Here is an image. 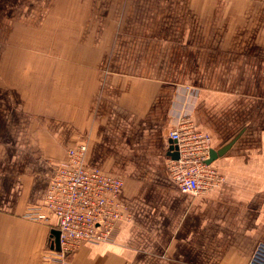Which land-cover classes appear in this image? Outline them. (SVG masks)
<instances>
[{
	"label": "crops",
	"instance_id": "obj_1",
	"mask_svg": "<svg viewBox=\"0 0 264 264\" xmlns=\"http://www.w3.org/2000/svg\"><path fill=\"white\" fill-rule=\"evenodd\" d=\"M188 116L224 177L179 190L168 134ZM77 142L123 177L130 220L72 264H248L264 243V0H0V264H51L32 221Z\"/></svg>",
	"mask_w": 264,
	"mask_h": 264
},
{
	"label": "built area",
	"instance_id": "obj_2",
	"mask_svg": "<svg viewBox=\"0 0 264 264\" xmlns=\"http://www.w3.org/2000/svg\"><path fill=\"white\" fill-rule=\"evenodd\" d=\"M174 142L167 168L185 194L202 196L220 186L224 177L209 164L213 149L208 134L196 129L188 116L181 117L168 134ZM88 145L77 142L69 147L51 178L41 207L28 217L45 223L55 218L60 232V250L51 249V264H72L74 254L85 243H109L119 223L129 221L130 213L122 199L124 179L87 162ZM177 153L175 159L171 154ZM52 244V242H51ZM248 264H264V243H260Z\"/></svg>",
	"mask_w": 264,
	"mask_h": 264
},
{
	"label": "water",
	"instance_id": "obj_3",
	"mask_svg": "<svg viewBox=\"0 0 264 264\" xmlns=\"http://www.w3.org/2000/svg\"><path fill=\"white\" fill-rule=\"evenodd\" d=\"M239 138L237 136L235 139H233L230 143H228L226 146L222 147L221 149H212L210 154V159L208 160L209 164H212L215 160H217L219 157L225 155L230 148L233 146V144L236 142V140ZM170 144V150H174V142L169 140ZM170 155V154H169ZM173 158L177 159L178 155L177 153L171 154ZM53 236L55 237L52 241L51 248L55 250H60V232L58 230H53Z\"/></svg>",
	"mask_w": 264,
	"mask_h": 264
},
{
	"label": "rangeland",
	"instance_id": "obj_4",
	"mask_svg": "<svg viewBox=\"0 0 264 264\" xmlns=\"http://www.w3.org/2000/svg\"><path fill=\"white\" fill-rule=\"evenodd\" d=\"M70 147V146H69ZM68 149V148H67ZM67 150H65V153H66ZM124 186H125V181H124ZM32 211V208L29 209V211L26 213V217L32 221H36V220H33L31 218L28 217V214ZM37 222H43V221H37ZM44 224H46L45 222H43Z\"/></svg>",
	"mask_w": 264,
	"mask_h": 264
},
{
	"label": "trees",
	"instance_id": "obj_5",
	"mask_svg": "<svg viewBox=\"0 0 264 264\" xmlns=\"http://www.w3.org/2000/svg\"><path fill=\"white\" fill-rule=\"evenodd\" d=\"M55 230H58V229H55ZM59 231V230H58ZM53 241V240H52Z\"/></svg>",
	"mask_w": 264,
	"mask_h": 264
}]
</instances>
